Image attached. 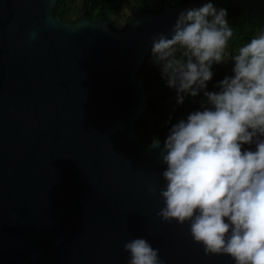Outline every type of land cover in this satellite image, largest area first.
I'll use <instances>...</instances> for the list:
<instances>
[{"label":"water","instance_id":"water-1","mask_svg":"<svg viewBox=\"0 0 264 264\" xmlns=\"http://www.w3.org/2000/svg\"><path fill=\"white\" fill-rule=\"evenodd\" d=\"M57 2L0 0V264H128L124 244L140 237L162 264H235L205 255L189 223L157 216L166 165L134 130L153 36L206 0L119 31L103 17L63 20Z\"/></svg>","mask_w":264,"mask_h":264},{"label":"clouds","instance_id":"clouds-1","mask_svg":"<svg viewBox=\"0 0 264 264\" xmlns=\"http://www.w3.org/2000/svg\"><path fill=\"white\" fill-rule=\"evenodd\" d=\"M225 9L208 2L181 11L170 38H152L151 55L177 103L204 100L198 110L173 124L160 148L166 165L157 216L183 226L205 255L226 254L235 264H264V28L237 49ZM234 62L233 75L208 91L214 65ZM255 144V150L243 145ZM155 195L156 186L148 185ZM128 264H162L159 249L145 238L124 244Z\"/></svg>","mask_w":264,"mask_h":264},{"label":"trees","instance_id":"trees-1","mask_svg":"<svg viewBox=\"0 0 264 264\" xmlns=\"http://www.w3.org/2000/svg\"><path fill=\"white\" fill-rule=\"evenodd\" d=\"M126 1L58 0L54 7V12L61 19L72 22L76 21L82 14L92 19L103 17L111 22L115 30L119 31L127 28L134 17L142 12H160L167 3L177 5L191 0H135V12L127 23L120 28L119 23L112 19L110 15L120 14ZM193 1L199 2L201 0ZM208 2L213 3L217 10L225 9L227 11L226 19L234 32L227 48L228 53L232 55L236 54L240 46L250 42L261 28H264V0H207L205 3ZM233 67L234 62L231 60L214 65L212 68L214 75L207 84V90L218 91L219 89L216 85L226 76L233 75ZM139 76L146 79V91L149 98L147 108L134 123V130L146 143H151L153 138L165 140L171 126L181 119H186L187 115L192 111L198 110L201 106V101L204 100L202 93L195 97L187 111L184 112V115L181 108H176L175 110L167 109L163 102L173 97L174 90L167 86L166 81L161 76L160 68L153 63L151 51L139 71Z\"/></svg>","mask_w":264,"mask_h":264},{"label":"rangeland","instance_id":"rangeland-1","mask_svg":"<svg viewBox=\"0 0 264 264\" xmlns=\"http://www.w3.org/2000/svg\"><path fill=\"white\" fill-rule=\"evenodd\" d=\"M136 10V1L135 0H127L125 2L124 8L120 14H111V18L116 20L119 23V27H123L127 21L131 18L133 13ZM228 51L226 49V56ZM174 90V89H173ZM195 97L185 96L184 102L182 104L177 103L176 91L174 90L173 97L169 98L168 100L164 101V106L169 110H175L176 108H181L183 110L182 114L187 111L188 107L194 101Z\"/></svg>","mask_w":264,"mask_h":264},{"label":"built area","instance_id":"built-area-1","mask_svg":"<svg viewBox=\"0 0 264 264\" xmlns=\"http://www.w3.org/2000/svg\"><path fill=\"white\" fill-rule=\"evenodd\" d=\"M207 1V0H206Z\"/></svg>","mask_w":264,"mask_h":264}]
</instances>
